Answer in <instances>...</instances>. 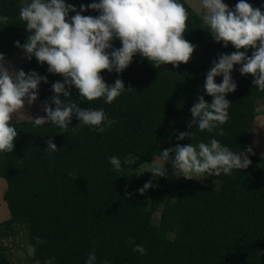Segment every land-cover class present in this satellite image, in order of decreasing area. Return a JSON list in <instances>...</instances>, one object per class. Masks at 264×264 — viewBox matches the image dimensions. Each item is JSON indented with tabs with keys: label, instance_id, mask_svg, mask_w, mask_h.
Listing matches in <instances>:
<instances>
[{
	"label": "trees",
	"instance_id": "trees-1",
	"mask_svg": "<svg viewBox=\"0 0 264 264\" xmlns=\"http://www.w3.org/2000/svg\"><path fill=\"white\" fill-rule=\"evenodd\" d=\"M67 2L79 10L81 3L87 6L93 0ZM180 2L187 12L184 37L195 45L190 58L199 54L195 62L154 67L137 54L119 74L101 70L105 83L120 78L130 88L111 104H104L102 98L82 101L77 90L70 89L71 99L80 108L103 107L115 120L103 133L75 126V116L64 133L50 123L33 127L31 118L12 121L17 131L13 150L0 155V177L7 183L4 200L10 211V217L0 222V264H13L3 241L14 236L18 226L25 228L29 243L36 244L34 237L45 241L36 245L33 256L40 264L50 256L55 264H84L93 248L97 264L104 259L110 264H264V156L257 155L251 139L264 91H257L252 75H241L239 65H234L237 87L226 94L230 107L222 126L225 135L188 126L189 109L197 97L211 101L203 83L212 61L236 49L214 41L202 28L197 12L185 0ZM236 2L225 0L229 7ZM247 2L264 12V0ZM20 3L0 0V15L8 17L0 24V53L5 59L22 50L14 41L22 44L28 35L18 17ZM81 14L96 16L98 12L87 9ZM112 43L120 46L119 40ZM240 51L250 56L252 49ZM19 69L47 77L32 104V117L44 116L42 102L53 95L51 84L62 77L47 72V64L35 57ZM215 79L219 83L222 77ZM181 131L194 136L177 141ZM210 136L233 151L251 147L249 166L231 175L207 176L204 181L180 178L171 187L168 176L159 177L155 186L137 191L146 181L131 175L130 169L151 161L161 145L207 142ZM49 138L60 149L52 155L44 152ZM111 155L120 159V172L108 163ZM131 157L135 158L132 165ZM214 179L220 181L218 186L211 185ZM137 244L144 247V254L132 251Z\"/></svg>",
	"mask_w": 264,
	"mask_h": 264
},
{
	"label": "clouds",
	"instance_id": "clouds-1",
	"mask_svg": "<svg viewBox=\"0 0 264 264\" xmlns=\"http://www.w3.org/2000/svg\"><path fill=\"white\" fill-rule=\"evenodd\" d=\"M87 9L97 11L98 15H82ZM70 11L75 14L69 16ZM196 12L202 28L208 30L214 41L225 48L231 44L236 51L220 53L212 61L203 83V91L211 96V101L207 102L203 95L197 97L189 109L188 126L224 136L222 126L229 119L230 107L226 94L237 87L232 76L234 65H239L241 75H252L251 83L257 91H264V12L247 0H237L232 7L225 0H198ZM18 17L28 35L22 44L14 41L15 46L22 49L27 59L35 57L38 63L47 64V72L62 77V81L51 84L53 95L42 102L45 115L31 116V123L33 127L50 123L60 133L69 128L73 116L78 120L75 126H86L98 133L115 123L103 107L80 108L71 99L70 89L75 88L82 101L102 98L104 104H111L130 88L120 78L105 83L101 70L119 74L137 54L154 67L169 63L178 67L189 61L195 48L184 37L187 12L180 0H93L87 6L81 3L79 10L67 0H21ZM7 20V16L0 15V24ZM114 40H119L118 48L113 45ZM242 48H251V55L240 51ZM218 76L222 77L219 83L215 79ZM42 81L47 83V77L34 70L27 73L22 69L11 70L0 53V155L12 152L17 136L13 117L16 121L25 113V104L36 101ZM193 136V132L181 131L175 139ZM46 145L44 152L49 155L60 150L51 138ZM250 153L251 147L233 151L210 136L207 142L177 143L159 150L147 162V172L153 179L167 177L169 169L173 178L188 180L231 175L233 170L249 166ZM107 160L113 171L120 172L121 161L116 155L108 156ZM150 186L151 181H147L137 191L143 193ZM34 240L36 244H26L21 256L33 257L36 245L45 243L40 237ZM132 251L144 254L145 249L137 244ZM43 264H55V257L46 258ZM84 264H97L94 248L88 252ZM100 264L110 262L104 259Z\"/></svg>",
	"mask_w": 264,
	"mask_h": 264
},
{
	"label": "rangeland",
	"instance_id": "rangeland-1",
	"mask_svg": "<svg viewBox=\"0 0 264 264\" xmlns=\"http://www.w3.org/2000/svg\"><path fill=\"white\" fill-rule=\"evenodd\" d=\"M196 12V8L198 6V0H185ZM198 55L196 54L192 58H190L191 62H195L198 59ZM28 59L24 56L22 50L18 51L14 56L5 59V63L10 67L11 70H18V67L23 64ZM25 113L18 118V121L28 120L33 116V105L25 104L24 108ZM258 115L256 116L255 122L251 129V139L255 149V152L259 156H264V98H261L257 105ZM15 120V117H13ZM171 147V144L164 143L160 146V150ZM158 155V154H157ZM135 158L131 157L128 159V163L132 165L134 163ZM139 173V174H137ZM130 174L142 179L144 181H151V187L155 186L159 180L158 178L153 179V176L150 172H147V162L143 161L138 163L136 169H130ZM180 178H173L172 175H168L167 177V186L171 187L175 183L178 182ZM204 181L203 179H199ZM211 185L218 186L220 181L214 179L210 181ZM7 187L6 180L3 177H0V222L8 219L10 217L9 208L4 200V193ZM150 195L147 194V198ZM159 218V213H157L154 217V223H157ZM4 244L8 249V257L9 260L13 264H34L36 261L33 257H28L26 254L21 256V253L24 252V246L29 243L28 236L25 228L23 226H18V230L16 234L12 237L4 238Z\"/></svg>",
	"mask_w": 264,
	"mask_h": 264
}]
</instances>
